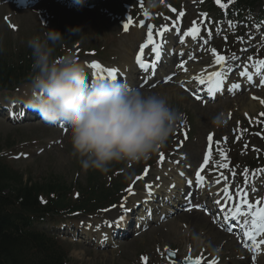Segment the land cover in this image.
Masks as SVG:
<instances>
[{"label":"rangeland","instance_id":"1","mask_svg":"<svg viewBox=\"0 0 264 264\" xmlns=\"http://www.w3.org/2000/svg\"><path fill=\"white\" fill-rule=\"evenodd\" d=\"M124 1L133 2V0ZM69 2V0L68 3H59L57 0H41L37 6L28 9V11L17 10L15 13L12 11L13 9L10 5H5L3 9L0 8V43L18 53L20 49L28 48L27 40L30 37L53 29L63 35L62 42L66 41L70 47L75 45V47L80 49L79 54L83 57L79 61L83 65H87L90 62L88 59L92 58L89 49L97 47L101 49L100 57L102 59L109 60L110 57L113 59V62H111L113 66L121 67L123 63L132 58L130 51H133L138 45L141 39L139 37L140 32L134 29V31H130L128 34L121 29V21L124 20L122 13H120L122 10H119L116 15L111 12V9L113 12H116L118 7L122 9L119 0H99L92 7H88L85 4L84 6L77 7L72 2ZM204 2L205 0H173V3H181L184 6V9H182L186 16L184 21L188 25L192 24L193 21L200 24V15L198 13L201 10L210 11V21L206 25L201 26L203 30L200 36L195 40L188 39L189 44L196 46L193 50L196 55L195 58L192 59V53L188 54L190 60H196L191 63L193 64L192 67L197 69L195 75L199 73L201 66L210 69L213 65V57L209 51L211 48L228 54V59L231 63L239 60L238 55L235 56V59L232 58V55H229L232 54L231 49L235 45L238 48L237 51H241L243 55H249L251 50L253 48L256 49V47L264 49V29L261 27L254 26L247 32L246 36L249 41L245 42L244 48H241V40L237 38V34L244 30L246 21L250 20L252 16L246 17L245 24L244 22L237 23V30H235L234 26L230 29L229 22L231 21L229 17L226 14H217L215 11L209 10ZM113 4H116V6L112 7ZM108 5L111 9L107 7ZM6 15L11 20L12 26H16L17 29H12L11 25L5 24L3 17ZM40 16L42 18L45 17V20L41 21ZM175 17L172 16V19L174 20ZM214 20L215 23L213 24ZM73 29L79 30L73 31ZM209 31L212 33L211 37L208 36ZM206 39L208 40V46L204 43ZM191 84L193 87L197 85L193 80ZM27 86L31 88L30 83H23L19 89L21 90ZM168 87L170 88L168 89ZM167 89L170 92L171 90H175L174 94L170 93L168 96L170 98V105L183 112L185 116L176 127L177 139H181L182 129L186 128L193 131L192 136L189 132L190 141L186 143V146L175 150L169 157L170 163L176 162L179 169L183 166L193 168L199 163L198 161L203 154L206 140L205 135L208 132L215 131V139L221 141L220 147L227 152L228 160L226 163L228 165L230 164V160H232V153H238L241 160L248 161L256 154V148L264 143L263 139L258 137L257 134L247 131L243 127L241 129L238 126L240 124L244 125V122H246V125H252L257 130L261 131L264 128V126L257 125L261 119H264V117L259 116L260 113H264V105L259 103V100L254 101L257 103L254 108L247 104L251 100L250 94H260L262 99H264L263 87L257 85L250 90L251 93L239 92L234 95L233 93L225 92L220 100L207 106L196 102L191 95H188L180 87V84L165 88H162L161 85L158 88H140L145 94L155 92L163 95L167 93ZM165 90L167 91L165 92ZM7 92L2 90L0 94L4 93V95H1V97H6ZM21 94L22 91L18 93L17 90L9 95V99L20 97ZM245 113H247V116ZM221 114L223 115V123L214 125L212 123L213 119ZM229 114H231L230 117ZM240 134H247L244 139L249 138V140L244 143L241 140L238 141L236 137L240 136ZM224 137H227L226 143H223ZM0 141L1 147L6 149L8 157L6 159L23 175V183L31 182L30 184H35L39 182V184H42L46 178H59L66 182L86 181L87 170L82 168L77 158L71 156L72 146L68 130L67 132H63L59 128L53 129L39 120L13 125L11 121H8L6 116H3L0 117ZM7 145H9L10 149H7ZM181 154L185 155L184 159L187 160L188 164L182 163L183 161L177 163L181 159ZM217 161H220L219 153L215 162ZM228 168H220L222 172L217 174L216 177L212 175L214 170L208 171V179L209 181L211 180L210 196L220 193V191H217L219 184L215 182L217 179L224 186L225 183L233 186L231 188L234 191V196L237 190L243 189L247 191L249 185L252 191L255 192L264 184V180H260L261 183L259 182V179L262 178L259 174L255 179L250 176L248 184H245V182L243 184L238 183L237 172H235L236 175L233 177L232 173L234 171L231 170L230 173H227ZM138 170H132L133 174L131 173L129 177L134 175ZM221 174L228 177L227 182L224 181ZM127 176L125 173L124 177ZM156 176L154 173L150 174L151 180L155 181ZM124 181L126 184L129 179ZM137 186L139 187V185ZM136 192V195L131 196L132 201L139 197H144V187L141 185ZM207 196V199H209V194ZM262 197H264V187L262 192L255 194L253 199H260ZM116 208H113V211L107 210L104 218L101 216L93 218L82 216L69 221L56 222L58 225L56 227H49L48 224H45L43 227L49 230L48 232H51L52 236L56 237V241L59 244L66 247L69 254L68 264H141L140 257L142 255L149 256L150 264H157L160 260L164 261L163 264H173L170 260L180 262L187 256L189 248H191L193 256H198L202 253L203 256H210L209 260L216 258L219 262L222 261L223 264H252L250 260H244L245 253L239 246L238 241L228 237L219 227H215L210 218L199 212H196L198 218L195 220L192 219L195 214L184 212L167 217L160 223H155L150 229L139 235V237H133L127 243H121L117 247H114L111 242L100 245L82 241L80 238L68 236L60 231L64 229L62 226L67 224H70L67 226V229L70 231L75 230L73 222L84 225L89 224L91 226L97 225L96 222H98L100 226H103L101 221H105V219L116 221V217L119 214ZM62 223L64 224L61 225ZM94 239L98 238L94 237ZM164 249L175 252V259L170 258L167 252L163 251ZM241 250L243 251L242 253L239 252ZM164 256L165 258H163ZM256 264L259 263L256 262Z\"/></svg>","mask_w":264,"mask_h":264},{"label":"clouds","instance_id":"2","mask_svg":"<svg viewBox=\"0 0 264 264\" xmlns=\"http://www.w3.org/2000/svg\"><path fill=\"white\" fill-rule=\"evenodd\" d=\"M160 6V0H145L149 13ZM62 39L59 31L49 29L27 40L33 63L32 92L25 104L45 122L67 126L71 156L82 168L107 173L113 164L139 163L164 147L184 119L170 98L118 80L90 81L74 55H54ZM212 123L222 124L223 115Z\"/></svg>","mask_w":264,"mask_h":264},{"label":"snow or ice","instance_id":"3","mask_svg":"<svg viewBox=\"0 0 264 264\" xmlns=\"http://www.w3.org/2000/svg\"><path fill=\"white\" fill-rule=\"evenodd\" d=\"M161 3H164V0H160ZM216 4L222 8L227 9L229 4H232L235 2V0H227V2H224V0H215ZM133 3H138L139 6L144 9V0H133ZM172 12H177V9L171 8ZM185 13L183 11H179L177 15V20L179 18L183 17ZM205 17L207 14H202ZM144 16L148 17L149 13L146 9H144ZM140 27L146 28V38L145 42L141 44L139 51L137 55L135 56V62L139 66V68L144 73H149L151 71L152 74L155 73L157 62L161 58V52L163 49L164 44L166 41L164 40L165 34L170 31H178L180 32V43H184V37H190L191 39L195 40L200 36L201 28L198 26L196 21L192 22V25L186 30L181 31L180 29H177L175 27V22L170 27L168 24H164L163 26H154L151 24H145L143 20L137 22ZM231 24V22H229ZM134 26V19L132 16L127 17V21L122 25L123 30L125 32L130 30V27ZM212 33L211 31L208 32V36L211 37ZM159 37V40L157 39ZM227 39V37H225ZM242 39V38H239ZM205 44L208 43V40L206 39L204 41ZM150 53H154V59L148 60L146 59V51ZM212 57H213V65L217 66L219 70H213L208 72L205 70V72H202L199 75L191 77L194 83H197L198 85L207 86V95H214L216 94L221 88L225 86L224 82L226 79H228L227 73L231 71L229 67L226 66V62L228 57L225 55L219 53L217 49L211 48L209 49ZM233 59H235V55L233 54ZM249 60L252 59V57L248 58ZM187 61L181 62L177 67L187 72L188 69L185 67ZM255 69L256 73L258 75H261L264 77V59L257 60L255 63ZM87 68L91 71V75L95 77V80H109V81H116L119 79V70L112 67H104L100 63L97 62H91L87 64ZM239 76L246 78L247 80L251 81L253 79V76L250 74L249 69L247 67L244 68L243 71L239 72ZM172 76H168L165 80V83L172 80ZM259 84L261 86H264V78H261L259 80ZM181 87H183V84H181ZM232 89H238L240 88L239 83H233L231 85ZM196 99H200L199 95H196ZM252 99L259 100V103L264 105V99L258 98L253 96ZM247 116V113H245ZM231 114H229V117ZM260 117H264V113L259 114ZM251 122V119H250ZM60 126L64 129L65 132H67V126L63 123H60ZM182 129V126H181ZM183 130V129H182ZM235 131V130H234ZM246 131V130H245ZM184 139H187V131L183 130ZM257 135H261L260 133H257ZM237 140L240 139V136L236 137ZM207 150L203 156V162L199 167V170L195 172V180H188L187 183L192 185L195 183L197 187H204L206 182L205 175H202V173L208 168L210 163L212 162V155L214 151L213 145L215 144V151L219 153L220 161H217V165L220 168H228L229 165L226 163L228 160L227 152L220 147L221 141H214L213 134H209L207 137ZM227 142V137L223 138V143ZM247 147V145H245ZM165 162V155L163 152H159L157 163L162 165ZM149 168H145L142 175L137 176L136 180H142L144 177L148 174ZM250 174L249 169H244L243 173L241 175L244 177L245 184H248V176ZM264 176V169H257L251 172V175L253 179L257 175ZM181 175H184L181 173ZM223 176V174H221ZM236 175L235 172L232 173V176L234 177ZM223 179L225 182H227L228 177L223 176ZM216 183H220V180L217 179L215 181ZM233 187L230 185H227L225 183V186L222 187L221 192L224 195V197L231 201L233 200V193L229 191V188ZM145 188L148 191V195H151L152 191V185L151 184H145ZM254 190V189H253ZM126 192L129 193V195H135V192L133 191V187L129 186L125 189ZM235 197H238V201L236 202L234 208L231 211V216L233 221H235L238 217L243 221V224L247 226V230L243 233V236L245 238L243 247L248 249L250 252L253 253L252 255V261L253 264H256L258 255L264 253V197L255 200L254 202H250L248 197V192L241 189L237 190L235 192ZM127 200V197H124V201ZM44 202V201H42ZM217 204H220L221 201L217 200ZM113 207H116V205H113ZM121 209H123L124 213H127L130 211V209L125 207L124 203H121L119 205ZM196 207H199L197 205ZM104 211H107V209H104ZM124 216L121 215L117 221H115V224L117 227L120 226V222L124 220ZM108 226L111 227L112 224L108 223ZM231 230V229H229ZM250 242V243H249ZM158 251H160L158 249ZM164 252H168V249H164ZM172 257L176 256L175 252L170 253ZM148 257H141V260L143 264H148ZM183 264H219L218 259L213 258L211 260L207 259L206 257L201 255L193 256L192 250L189 248L187 256L184 258Z\"/></svg>","mask_w":264,"mask_h":264},{"label":"trees","instance_id":"4","mask_svg":"<svg viewBox=\"0 0 264 264\" xmlns=\"http://www.w3.org/2000/svg\"><path fill=\"white\" fill-rule=\"evenodd\" d=\"M244 1L235 0L228 7L231 9L232 6H241ZM9 57L12 59L0 52V85H8L12 81L20 83L32 72L31 52H21L19 56ZM30 183H23L21 177H16V174H11L10 171L0 167V195L5 188L9 190L8 196H0V264H64V258L60 254L62 251L50 239L39 232L31 233L20 226L23 220L21 221L18 213L27 211L42 216L49 212L58 213L71 205L65 203L66 190L63 185ZM54 188H56L54 192L62 193L61 197H58L59 201L42 205L39 201L41 192L51 193ZM16 201L19 209L7 214L6 208L14 206ZM83 202L74 205L73 209H82ZM3 212L5 213L2 214Z\"/></svg>","mask_w":264,"mask_h":264},{"label":"bare ground","instance_id":"5","mask_svg":"<svg viewBox=\"0 0 264 264\" xmlns=\"http://www.w3.org/2000/svg\"><path fill=\"white\" fill-rule=\"evenodd\" d=\"M75 1H79V0H75ZM127 62H129V65L126 67V69H127V71L129 72L131 69H132V66H131V60H128ZM219 68L217 67V66H213V67H211V69L208 71V72H210V71H213V70H218ZM187 73V75H188V79H189V77L190 76H192V72L191 71H187L186 72ZM201 74V73H200ZM181 80H182V78H181ZM182 83H184V80L183 81H181ZM185 84V83H184ZM32 91V90H31ZM174 91L175 90H171V92H170V90H168L167 91V93L165 94V95H167V96H169V94L170 93H172V94H174ZM175 94H177V93H175ZM247 104H249L250 106H252L253 108L255 107V105L257 104V103H255V102H253L252 100H249L248 102H247ZM30 113H35V111H31ZM169 184H171V183H169ZM177 184L179 185V186H181V181L180 180H177ZM182 187V186H181ZM178 188H180V187H178ZM178 188H176V193H178V191H179V189ZM168 192V191H167ZM172 193H174V191H172ZM196 218H198L197 216H196V212H195V216L194 217H192V219H196ZM264 258V257H263Z\"/></svg>","mask_w":264,"mask_h":264}]
</instances>
